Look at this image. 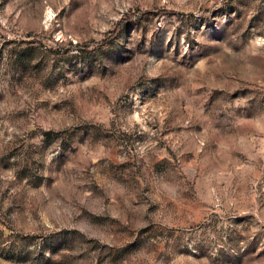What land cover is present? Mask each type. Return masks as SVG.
<instances>
[{
  "label": "rangeland",
  "instance_id": "1",
  "mask_svg": "<svg viewBox=\"0 0 264 264\" xmlns=\"http://www.w3.org/2000/svg\"><path fill=\"white\" fill-rule=\"evenodd\" d=\"M0 264H264V0H0Z\"/></svg>",
  "mask_w": 264,
  "mask_h": 264
},
{
  "label": "trees",
  "instance_id": "2",
  "mask_svg": "<svg viewBox=\"0 0 264 264\" xmlns=\"http://www.w3.org/2000/svg\"><path fill=\"white\" fill-rule=\"evenodd\" d=\"M128 20H130V19H128ZM124 23H125V22L122 21V22L119 24V27L121 28V27L123 26ZM113 35H114V33H113Z\"/></svg>",
  "mask_w": 264,
  "mask_h": 264
}]
</instances>
